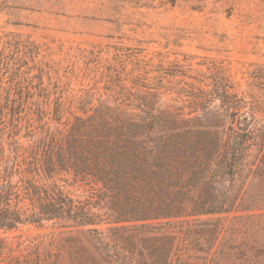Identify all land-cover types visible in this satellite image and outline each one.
<instances>
[{"label":"trees","instance_id":"1","mask_svg":"<svg viewBox=\"0 0 264 264\" xmlns=\"http://www.w3.org/2000/svg\"><path fill=\"white\" fill-rule=\"evenodd\" d=\"M136 66H98L97 97L71 95L60 80L49 89L43 71L10 78L0 231H61L0 238V264H254L264 255L262 98L249 105L218 74L209 90L177 96L188 110L165 107L151 65Z\"/></svg>","mask_w":264,"mask_h":264},{"label":"rangeland","instance_id":"2","mask_svg":"<svg viewBox=\"0 0 264 264\" xmlns=\"http://www.w3.org/2000/svg\"><path fill=\"white\" fill-rule=\"evenodd\" d=\"M106 62L151 65L165 107L188 110L177 96L209 90L218 74L255 105L264 101V0H0V103L14 93L10 78L29 81L39 71L49 89L60 80L71 95L97 97L104 93L98 66ZM59 231L49 223L0 231V238ZM254 264H264V255Z\"/></svg>","mask_w":264,"mask_h":264}]
</instances>
